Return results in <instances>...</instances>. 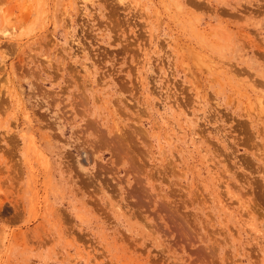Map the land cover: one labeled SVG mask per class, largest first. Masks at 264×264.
Masks as SVG:
<instances>
[{"label": "rangeland", "instance_id": "rangeland-1", "mask_svg": "<svg viewBox=\"0 0 264 264\" xmlns=\"http://www.w3.org/2000/svg\"><path fill=\"white\" fill-rule=\"evenodd\" d=\"M0 264H264V0H0Z\"/></svg>", "mask_w": 264, "mask_h": 264}]
</instances>
